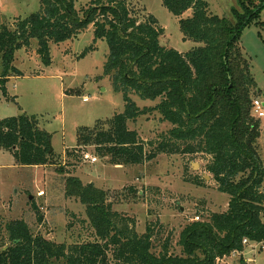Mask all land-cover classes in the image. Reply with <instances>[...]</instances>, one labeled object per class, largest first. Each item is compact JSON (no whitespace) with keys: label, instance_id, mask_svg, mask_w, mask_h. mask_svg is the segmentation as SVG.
<instances>
[{"label":"trees","instance_id":"trees-1","mask_svg":"<svg viewBox=\"0 0 264 264\" xmlns=\"http://www.w3.org/2000/svg\"><path fill=\"white\" fill-rule=\"evenodd\" d=\"M133 1L91 0L78 10V0H40L39 11L0 31L1 90L6 96L9 78L20 74L14 66L16 53L29 49L33 40L49 66L51 44L73 41L92 27L94 44L108 45L105 74L123 95L125 111L108 123L80 128L75 152L95 147L96 156L108 165L140 166L188 144L185 153L211 157L206 171L218 191L229 196L227 211L188 224L180 235L181 255L171 254L168 242L156 253L150 227L138 235L120 226L105 190L70 178L66 195L86 206L94 240L58 244L35 234L25 220L0 221V264H216L233 250H243L244 239L264 243V159L258 146L260 122L253 117L255 79L240 45L246 28L264 25L259 21L264 1L243 13L234 10L229 20L213 15L202 0H163L179 19L183 40L201 44L186 53L162 46L164 29L153 16L142 18ZM93 50L91 46L81 56ZM132 95L159 103L140 110ZM149 112H158L172 126L152 153L128 128V122ZM51 140L36 116L0 120V151L11 153L20 167L61 160L50 152ZM131 192L139 195L133 187ZM38 221L43 223V217Z\"/></svg>","mask_w":264,"mask_h":264},{"label":"rangeland","instance_id":"rangeland-1","mask_svg":"<svg viewBox=\"0 0 264 264\" xmlns=\"http://www.w3.org/2000/svg\"><path fill=\"white\" fill-rule=\"evenodd\" d=\"M90 1L78 0L77 9L87 7ZM202 1L209 5L213 15L229 20L234 10L243 13V8L260 5L258 0ZM132 6L142 18L151 15L158 21L164 29L160 38L162 46L181 53L201 46L183 40L179 19L164 7L163 0H134ZM39 8L40 0H0V31L4 25L25 19ZM259 21L264 22V11ZM240 45L255 79L254 100L264 104V25L252 24L246 28ZM91 46L95 50L82 57ZM50 47L49 66L37 54L36 40L29 49L16 53L14 66L20 74L9 78L6 96L0 87V120L21 114L38 117L40 128L52 135L53 153H65H55L62 159L55 158V164L42 168L20 167L11 153L0 151V221L5 224L25 220L35 234L41 233L58 244L93 241L86 206L66 195L68 179L77 178L84 185L94 184L106 191L112 211L119 215L120 226H128L138 235H144L150 227L156 253L168 242L170 253L181 255L180 235L188 224L207 221L210 215L228 209L229 196L218 191L216 181L206 171L211 157L185 153L188 144L180 143L174 154H159L140 166L116 168L96 156L95 147H85L80 154L75 152L80 128L108 123L124 113L125 102L123 95L115 91L112 78L105 74L108 45L105 41L94 44L92 27L73 41ZM131 98L140 110L159 103L135 95ZM253 117L260 122L258 146L264 159V118ZM161 118L158 112H149L135 122H128L129 130L139 134L149 153L155 151L172 129ZM151 142L154 147L149 145ZM86 156L97 158V162L92 163ZM197 181L200 184H195ZM131 187L139 195L131 192ZM39 216L43 217V223H39ZM248 259L264 264V247L249 253Z\"/></svg>","mask_w":264,"mask_h":264},{"label":"built area","instance_id":"built-area-1","mask_svg":"<svg viewBox=\"0 0 264 264\" xmlns=\"http://www.w3.org/2000/svg\"><path fill=\"white\" fill-rule=\"evenodd\" d=\"M84 100L86 101L88 99L84 98ZM252 108L254 116L258 119L264 118V104L260 100H254ZM86 158L92 163L97 162V158L95 157L86 156ZM243 245V250H233L230 254L217 259L216 264H255V260L248 259V254L261 251L264 243H250L247 239H244ZM249 249L251 250L248 252Z\"/></svg>","mask_w":264,"mask_h":264},{"label":"crops","instance_id":"crops-1","mask_svg":"<svg viewBox=\"0 0 264 264\" xmlns=\"http://www.w3.org/2000/svg\"><path fill=\"white\" fill-rule=\"evenodd\" d=\"M12 78V77H11ZM76 147V146H75ZM66 150H68V149H66ZM54 151V150H53ZM56 153V152H55ZM63 153H65V151L64 152H62V153H56V154H62L63 155ZM44 167H46V166H42V168H44ZM119 167H123V166H116V168H119Z\"/></svg>","mask_w":264,"mask_h":264},{"label":"water","instance_id":"water-1","mask_svg":"<svg viewBox=\"0 0 264 264\" xmlns=\"http://www.w3.org/2000/svg\"><path fill=\"white\" fill-rule=\"evenodd\" d=\"M264 1V0H263ZM50 152L52 153L53 152V148L51 147V150H50Z\"/></svg>","mask_w":264,"mask_h":264}]
</instances>
